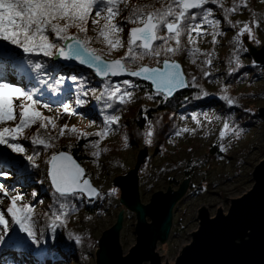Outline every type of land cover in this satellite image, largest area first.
Segmentation results:
<instances>
[{
    "label": "trees",
    "instance_id": "obj_1",
    "mask_svg": "<svg viewBox=\"0 0 264 264\" xmlns=\"http://www.w3.org/2000/svg\"><path fill=\"white\" fill-rule=\"evenodd\" d=\"M146 2L148 0H132L133 4ZM232 3L233 0H224L225 7H230ZM207 7L214 10L212 18L220 20L221 35L217 36L215 44L212 43L211 34L204 35L202 38L198 37L196 46L201 49L202 53H213L212 64L204 63L205 55H200L196 63L193 64L186 51L172 57L182 64L187 80L191 81L192 77H195V84L199 87L188 86L186 90L177 93L169 100L159 95L149 99L148 96L154 92L152 87L140 80L129 79L137 86L130 88L123 86V88L132 92V99L124 104L114 100L113 107L106 108L104 100H97V97L104 91V85L102 79H99L94 72L77 66L59 64L53 60V57L36 54H31L30 58L34 63H42L44 68L39 73L33 72L31 80L12 73L10 69L4 73L5 79L0 82L11 83L25 90L40 89L39 94L34 98L40 99L41 105H49L51 110L38 106L48 111L47 116L56 117L57 109H61V112L59 118L56 119L57 128L53 130L49 126L46 132H41L42 135L51 133L56 137L52 141L55 145L53 148L45 149L42 145H33L30 139L21 138L16 141L22 144L25 149L26 146H30L28 155L39 153L36 156V162L42 155L43 158L37 163L39 167L32 166L25 155L21 163L0 162V170L8 174L1 176V179L7 180L13 176L15 179L10 183L11 185L18 184V187L28 189L29 196L24 198V201L35 209L33 219L36 223L37 237L41 240L38 244L33 243L27 234L19 231L18 226L12 225L11 218L6 214V218L10 222V231L4 242L0 243V264H45L49 259L61 261V264H92L90 254L98 246L99 239L94 234L93 228L86 226L81 229L80 223L87 222V220L96 223L98 218L108 213L110 203L107 201V196L115 195L118 188L110 184L92 202H89L85 197L71 196L66 200L55 202L53 189L47 185L49 181L47 177L48 164L46 163L54 152L62 150L70 152L84 167L86 175L91 180H103L116 171H120L122 174L127 173L133 167L129 166L131 149L143 144L148 147L150 152L139 170L144 193H149L159 181L166 177L168 183L180 186L181 183L174 180L169 174L174 168L182 167L183 178H191V181L198 174H204L198 183L199 186L190 185L188 188L187 193L195 195L198 192L197 188H204L206 183L209 186H216L243 176L246 152L256 147L259 140L256 134L259 131L264 134V118L259 114V109L264 107V64H259L250 58L246 35L241 37L242 47L237 48L233 37L238 31V27L233 28L227 24L221 8L211 3ZM252 13H255L256 18L260 21L259 28L255 29L256 40L259 43H256V40L250 41L259 46L264 39V0H248V7H242L240 11L232 14L230 19L234 22L237 20L250 21ZM123 15H127V12ZM116 22L124 26V32L121 35L126 42L128 29L132 25L125 26L122 16L117 17ZM92 27L90 20L88 35H95L91 31ZM70 31L74 33L76 29H70ZM183 40L185 43L187 42L186 37ZM90 46L97 49L104 47L102 43L96 41H93ZM123 54L124 49H120L105 58L115 59ZM235 56L239 57V66L234 59ZM141 63L155 66L154 61L150 59H145ZM130 66L133 69L137 67L136 64ZM204 72H208L210 75L205 76ZM72 77H76V79L73 80ZM56 80L63 82L57 84ZM121 80L124 78H111L113 83ZM40 81H47V84ZM48 85H52V87L49 88ZM85 93L87 94L85 95ZM225 94L235 98L237 103L228 105L222 99ZM77 99H81L85 103L77 105ZM65 103L75 110V115L62 112V105ZM213 109L217 110L221 122L230 126L231 131L228 135L233 140L244 142L239 151L229 147L226 138L223 140L218 138L206 146L201 142H196L193 133L188 136H185L183 132L176 135L177 131L188 127L186 124L188 121L198 123L203 114ZM106 115L119 116L120 120L111 126V132L107 138L100 141L99 148L107 149V151H101L99 157L92 155L96 149L91 144L99 139L95 135L77 139L76 134H67V130L63 137L58 135L60 127L64 124H68L69 127L75 125L83 132L95 133L104 127ZM70 120H73V123L70 124ZM149 122L153 135L151 142L146 143L145 132L149 127ZM35 132L36 130L26 129L24 134L31 137ZM198 145L207 148L204 156L195 154V147ZM0 147L6 149L2 145ZM222 147L225 150L222 151ZM155 153H157V159H155ZM233 153L234 155H231ZM228 163L234 167L233 172L218 171L217 167L220 164ZM212 172L215 173L214 178L209 177V173ZM246 176L248 177L249 174ZM1 183L3 182L0 181V185H2ZM111 189L117 191L111 193ZM33 193L36 195L33 196ZM61 203L67 204L63 217L65 223L53 231L50 227L51 220L54 212L60 213L59 205ZM0 207L2 210H6L5 207ZM176 229L171 231L174 238L177 234ZM70 233L72 236L69 235ZM75 235L81 237L80 243L74 239Z\"/></svg>",
    "mask_w": 264,
    "mask_h": 264
},
{
    "label": "snow or ice",
    "instance_id": "obj_2",
    "mask_svg": "<svg viewBox=\"0 0 264 264\" xmlns=\"http://www.w3.org/2000/svg\"><path fill=\"white\" fill-rule=\"evenodd\" d=\"M221 8L224 20L233 28L238 27L233 37L237 48L242 47L241 37L247 35L249 40H256L255 29L259 28L260 21L256 14L252 13L250 21H232V14L240 9L248 7V0H233L230 7L224 6V0H148L146 3H132V0H0V81L5 79L4 73L10 69L12 73L19 74L31 80L33 72L39 73L44 65L33 62L31 54L43 57L63 58L66 61H78L94 70L95 75L103 81L104 91L97 100H104L106 108L113 107V101L121 104L132 99V92L123 86L135 87L132 80L124 79L113 83L112 77L128 75L150 82L154 92L148 96H163L164 99L171 97L180 88L199 85L195 84V77L191 81L186 80L181 65L172 57L181 52H187L191 62L196 63L200 55H205V64H212L213 53H202L197 47V38L204 35H212V43H217L220 20L212 18L214 10L207 7L209 4ZM127 12V15L123 13ZM123 18L124 25H132L128 29L125 42L121 33L124 26L116 22L117 17ZM91 31L95 35H88L89 21ZM103 21V23H101ZM207 26V27H205ZM70 29H76L71 32ZM211 30V31H209ZM187 38L185 43L183 38ZM100 42L103 48L91 47L93 42ZM256 43H259L256 40ZM11 46V47H10ZM124 49L123 56L115 59H105L115 51ZM20 50V51H17ZM246 50V49H245ZM28 54V55H22ZM145 59L154 61L155 66L141 63ZM239 66V57H234ZM136 64V68L130 65ZM205 76L210 75L204 72ZM73 80L76 77H72ZM47 84V81H40ZM62 80H56L57 84ZM49 88L52 85H48ZM40 89H29L15 86L11 83L0 82V145L10 149L12 153L25 155L27 161L34 167L35 155H27V149L16 142L30 139L33 145H42L45 149L53 148L52 143L56 139L51 133L41 134V129L53 130L57 128L56 119L59 118L61 109H57V116H45L38 106L49 108L48 104L41 105L36 97ZM87 93H85L86 95ZM207 95V93H204ZM222 99L228 105L237 103L235 98L225 94ZM77 105L85 101L77 99ZM62 112L75 115V110L67 103L62 105ZM119 116L106 115L104 127L95 132L88 133L79 130L75 125L69 127L64 124L60 127L58 135L76 134L77 139L95 135L97 139L91 144L96 149L92 153L99 157L101 150L100 141L107 138L111 132V126L118 123ZM9 122H12L9 125ZM39 125L36 132L31 136H25V130L34 125ZM229 125L224 124V130L220 136L223 138L229 131ZM194 131L188 128L177 131ZM153 135L150 122L145 132V142H151ZM223 149V147L221 148ZM11 157L7 152L0 153V162L8 163ZM49 165L47 174L53 189L55 202L66 200L68 197L92 199L100 195L98 189L92 186L89 179L85 178V169L72 157L69 152H54L46 161ZM0 175H7L0 172ZM115 193L116 189H111ZM36 194L33 193V196ZM8 198L9 204L6 210H0V243L10 231L9 219L12 225H16L21 233L27 234L33 243H40L37 237L36 223L33 219L35 209L28 203H18L24 200L21 193L12 195L3 185H0V204ZM59 214L53 213L50 227L55 231L56 227L65 223L63 219L66 203L59 205ZM72 236V234H69ZM77 243L81 237L75 235Z\"/></svg>",
    "mask_w": 264,
    "mask_h": 264
},
{
    "label": "water",
    "instance_id": "obj_3",
    "mask_svg": "<svg viewBox=\"0 0 264 264\" xmlns=\"http://www.w3.org/2000/svg\"><path fill=\"white\" fill-rule=\"evenodd\" d=\"M246 37L250 55L257 63L264 64V45L255 48ZM53 60L59 64L77 66L94 72L93 69L80 65L78 61H66L56 57H53ZM179 64L187 80L183 66L180 62ZM112 78L137 79L149 84L154 91L150 82L140 78L128 75ZM187 88L178 89L167 99L173 98ZM259 114L264 118V107L259 109ZM0 149L6 151L4 148ZM148 151L147 146L141 148L134 166L126 174L113 179V185L120 191V203L129 211L136 213L134 231L136 242L127 253H124L119 239L124 221L122 209L115 223L104 230L99 238L95 250V264H264V154L263 159L251 173L252 187L240 197L231 199L226 213L220 206L212 217L205 206L199 208L198 229L191 233L190 243L181 249L175 262L169 263L167 260L162 261L156 249L158 243L167 241L171 233L173 209L185 196L190 178L184 179L178 189L175 190L169 185L167 191H156L147 204L142 203L139 194V170L148 158ZM71 155L79 163L74 155ZM85 178L89 179L100 193V189L93 184L86 172ZM49 184L52 188L50 180ZM85 198L91 202L97 197Z\"/></svg>",
    "mask_w": 264,
    "mask_h": 264
},
{
    "label": "rangeland",
    "instance_id": "obj_4",
    "mask_svg": "<svg viewBox=\"0 0 264 264\" xmlns=\"http://www.w3.org/2000/svg\"><path fill=\"white\" fill-rule=\"evenodd\" d=\"M247 36V35H246ZM248 41L253 45L255 48H260L262 45H264V39L263 42L261 41V44L259 46H256L257 44L254 42H251L249 39ZM250 58H252L250 56ZM253 59V58H252ZM40 111L47 116L48 111L39 108ZM12 122H9V125H11ZM70 124L73 123V120H70ZM187 128L194 131H188L183 132L185 136H188L189 134L193 133L195 134V141L198 143H203L206 146L211 144L212 142H215L218 138L223 140L226 138V142L229 144V147H232L233 150L239 151L244 142L238 141L236 139L233 140V138L228 135L231 131L229 126V131L227 134L221 138L220 133L222 130H224V124L221 122L220 117L217 115V110H210L207 111L205 114H203L202 119L198 123L188 121ZM39 127V125H34L31 128H29V131H35ZM199 127L200 129H198ZM197 128V130H195ZM41 132H46V130L41 129ZM256 136L259 138L256 147L253 148L251 151L246 152L245 156V164L243 168L242 177H237L236 179H232L230 181L221 183L220 185H208L206 183V186L208 187L206 189V186L204 188H197L196 195L187 193L185 196L175 205L173 209V225L172 230L176 229L177 234L174 238L171 232L167 241L164 243L159 242L157 246V252L162 258L163 262H169L174 263L176 257L179 255L181 249L190 243L192 239V232L196 231L199 227V220H198V214H199V208L202 206H205L210 214V216H214L217 212L218 208L221 206L222 210L226 213L231 199L240 197L243 193L248 191L252 185L253 180L251 177V173L254 169V167L263 159L264 154V134L262 132H258ZM143 144H139L135 148L131 149L130 152V159H129V166H134L137 159V154L141 148H143ZM27 149V155L29 154L30 146H26ZM149 150V149H148ZM195 154L198 156H204V154L207 152V148L205 149L204 146H196L195 147ZM9 153V156L11 157V161L13 162H23L24 155L12 153L11 150H7ZM263 151V153H262ZM150 154V152L148 151ZM148 154V156H149ZM155 153V159L158 158V156ZM231 155H234L231 154ZM42 155L40 158L37 159L36 164L42 159ZM205 158V157H204ZM218 171H225V172H233L234 167L231 165V163L228 164H220L217 167ZM0 172H3V170H0ZM126 174V173H125ZM170 176L174 178V180L181 183L183 178L182 173V167L181 168H174L169 172ZM249 174L247 177L246 175ZM8 175V174H7ZM122 175L120 171H116L114 174H110L106 176L103 180L94 179L92 180L93 184L100 189V194L105 189H107L110 184H113V179L118 176ZM3 175H0V177ZM204 174H198L197 177L193 178L191 181V178L189 179L188 188L190 185L199 186L200 180L203 178ZM206 176V175H205ZM209 177L214 178L215 173H209ZM187 179V178H185ZM243 179V180H242ZM1 183L12 195H15L16 193H21L24 198H28L29 191L26 188L18 187V184L11 185L10 183L13 180V176H10L7 180H3L0 178ZM168 178H164V180L159 181L155 187L149 192L144 193L141 186V181L139 179V194L140 199L142 203L147 204L150 201V198L152 194L156 191H167L169 185L173 189H178L179 186H174V184H170L167 182ZM177 184V183H175ZM49 186V183L47 184ZM203 186V185H202ZM16 190H20L19 192ZM189 189H187L188 191ZM100 196V195H99ZM97 196V198L99 197ZM107 201L110 203V211L106 213L105 215L101 216L97 219V222L95 223L93 221L90 222V220H87V222L80 223V228H84L86 226L93 228L94 234L99 237L101 236L102 232L108 228H110L116 221L117 215L120 213V211L124 210V221H123V227L120 232V244L124 250V253H127L129 249L135 244L136 242V235H135V224H136V213L129 211L127 208H125L120 203V191L118 189V192L115 195H108ZM18 203H26V201H21ZM9 204L8 198L3 199V203L0 204V206H3L7 208ZM45 204V203H44ZM124 207V208H123ZM0 210L2 208L0 207ZM10 224V222H9ZM171 230V231H172ZM97 248V247H96ZM96 248L91 252V263L95 264V250ZM61 261L49 259L45 264H61ZM148 264V263H145Z\"/></svg>",
    "mask_w": 264,
    "mask_h": 264
}]
</instances>
